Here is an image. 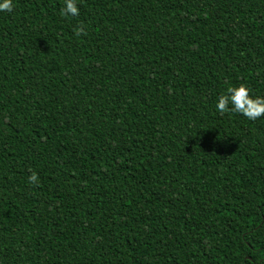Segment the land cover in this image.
<instances>
[{
    "label": "trees",
    "instance_id": "obj_1",
    "mask_svg": "<svg viewBox=\"0 0 264 264\" xmlns=\"http://www.w3.org/2000/svg\"><path fill=\"white\" fill-rule=\"evenodd\" d=\"M13 3L0 264H264V116L216 108L264 97V0Z\"/></svg>",
    "mask_w": 264,
    "mask_h": 264
},
{
    "label": "clouds",
    "instance_id": "obj_2",
    "mask_svg": "<svg viewBox=\"0 0 264 264\" xmlns=\"http://www.w3.org/2000/svg\"><path fill=\"white\" fill-rule=\"evenodd\" d=\"M14 9L13 0H0V12H12ZM77 0H64V7L61 9L62 15L77 16L79 15ZM74 34L79 37L87 35L84 24L73 29ZM217 110L221 113H240L250 120H255L264 116V97L250 95V89L246 84L239 86H230L225 94L218 97L216 104ZM38 181V174L32 172L29 176V182L35 184Z\"/></svg>",
    "mask_w": 264,
    "mask_h": 264
}]
</instances>
